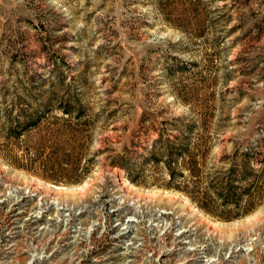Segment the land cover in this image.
Wrapping results in <instances>:
<instances>
[{"label":"rangeland","instance_id":"obj_1","mask_svg":"<svg viewBox=\"0 0 264 264\" xmlns=\"http://www.w3.org/2000/svg\"><path fill=\"white\" fill-rule=\"evenodd\" d=\"M0 264H264V0H0Z\"/></svg>","mask_w":264,"mask_h":264},{"label":"trees","instance_id":"obj_2","mask_svg":"<svg viewBox=\"0 0 264 264\" xmlns=\"http://www.w3.org/2000/svg\"><path fill=\"white\" fill-rule=\"evenodd\" d=\"M69 112H70L69 110L65 109V114H69ZM35 123H34V125H35ZM21 127H22V125H21ZM24 130L25 129H23V130L21 129V131H24ZM6 135L9 137H12L14 139H17V138H19V136L22 135V133L20 131H17L16 129H9ZM174 139L176 140L177 138H174ZM167 142L171 143V140H167ZM166 146H168V143L166 144ZM178 151L180 153V157H182V156H184V154H186L185 152H187V149H182L179 146H176L175 143L171 144V146L168 147V159H167L166 163H167V167L169 169H171V171H173L175 169V167H172V166H176V164H177V158L174 159V155ZM193 160H194V163H197L195 159H193ZM122 161L123 160L121 159V162ZM128 163H129V161H128ZM115 166L122 168V169L128 168V167H125V162H122L121 164L116 163ZM181 166H183V165L181 164ZM239 173L240 172L237 170H231L230 173L227 175V177H225V179L221 180L222 181L221 186L224 190H226V196H222L220 194H217V197H219L220 199L223 198L226 202L232 203V205H234V206L239 205L240 200H241V195L236 194V190H238L240 187L237 184H235V183L239 182L240 179H242L239 176ZM172 174H173V172L171 173V176L173 177L174 175H172ZM243 177H245V176H243ZM196 184L198 187L200 184V181H197ZM246 194L248 195V192ZM238 215H239V213H236L235 215H231V213H229V212L222 211L221 215H219V217L224 218V219H230V218H233V217L238 216Z\"/></svg>","mask_w":264,"mask_h":264}]
</instances>
